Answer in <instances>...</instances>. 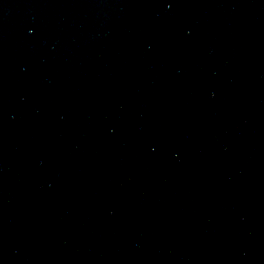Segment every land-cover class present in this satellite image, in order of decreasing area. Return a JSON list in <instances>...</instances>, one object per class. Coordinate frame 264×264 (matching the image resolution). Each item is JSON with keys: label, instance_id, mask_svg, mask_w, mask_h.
I'll return each mask as SVG.
<instances>
[{"label": "water", "instance_id": "95a60500", "mask_svg": "<svg viewBox=\"0 0 264 264\" xmlns=\"http://www.w3.org/2000/svg\"><path fill=\"white\" fill-rule=\"evenodd\" d=\"M0 264H264V0H0Z\"/></svg>", "mask_w": 264, "mask_h": 264}]
</instances>
